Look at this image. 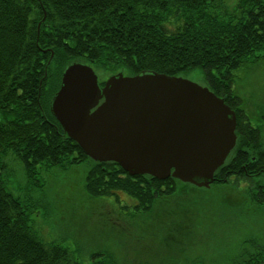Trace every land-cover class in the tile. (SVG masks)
Returning <instances> with one entry per match:
<instances>
[{"label": "trees", "instance_id": "obj_1", "mask_svg": "<svg viewBox=\"0 0 264 264\" xmlns=\"http://www.w3.org/2000/svg\"><path fill=\"white\" fill-rule=\"evenodd\" d=\"M261 58L264 0H0V264H117L102 251L91 252L85 263L81 250L44 241L37 227L42 201L31 192L43 193L55 170L79 165L86 166V196L104 207L111 199H98L114 198L115 205L142 218L143 227L132 228H141L133 247L143 262L134 264H158L146 261V251L162 255L161 264H264L259 238H245L219 261L198 256L187 263L197 244L186 223L192 224L189 215L201 214L188 207L181 215L167 200L190 184L171 176H131L115 162L93 161L50 111L61 74L72 62L124 75L198 70L236 116L235 147L215 171L212 187L230 178L249 180L248 200L264 208V130L252 125L236 92L241 68ZM19 169L23 188L13 187ZM224 194L217 195L223 203L230 196ZM121 224L123 230L131 227Z\"/></svg>", "mask_w": 264, "mask_h": 264}, {"label": "water", "instance_id": "obj_2", "mask_svg": "<svg viewBox=\"0 0 264 264\" xmlns=\"http://www.w3.org/2000/svg\"><path fill=\"white\" fill-rule=\"evenodd\" d=\"M50 111L65 136L96 162L129 175L208 188L236 142L233 110L207 87L151 71L108 77L67 65Z\"/></svg>", "mask_w": 264, "mask_h": 264}, {"label": "rangeland", "instance_id": "obj_3", "mask_svg": "<svg viewBox=\"0 0 264 264\" xmlns=\"http://www.w3.org/2000/svg\"><path fill=\"white\" fill-rule=\"evenodd\" d=\"M96 73L99 80L112 75L98 70ZM238 75L236 92L244 99L243 105L251 116L252 125L261 126L264 130V58L249 63L245 69L241 68ZM180 77L207 87L198 70ZM17 168H21L19 164ZM85 172V165L65 172L55 170L56 177L48 180L49 185L43 193L37 190L31 192L33 198L42 201L37 215L39 222L36 223L41 237L44 241L54 240L70 249L81 250L80 259L85 263L89 261V254L95 251L110 253L117 264L143 262L137 257L138 249L135 245L142 235L139 232L141 228H132L143 227L142 218L138 214L135 218L130 209L125 212L118 204L115 205L117 202L114 198L98 199H111L113 204L106 207L98 201H92L83 191ZM12 181L13 187L23 188L25 179L21 169ZM213 182L206 190L189 185L167 200L168 208L181 215L188 207L191 212L201 214L189 215L190 221L193 219L192 224L186 223L191 240L197 244L191 255L185 256L187 263L198 256L205 257L207 261H219L227 252L234 251L245 238L264 241V208L251 204L244 192L252 189L253 184L249 180L230 178L226 184L212 187ZM196 188L202 189L203 193H197ZM224 192L230 196L223 203L217 199V195L223 198ZM126 197V194L119 195L120 200ZM116 221L119 225L115 224ZM121 223L131 227L123 230ZM141 255L146 261L154 260L158 264L163 262L162 255L158 258L153 251Z\"/></svg>", "mask_w": 264, "mask_h": 264}]
</instances>
